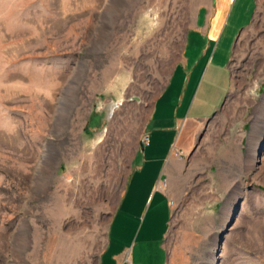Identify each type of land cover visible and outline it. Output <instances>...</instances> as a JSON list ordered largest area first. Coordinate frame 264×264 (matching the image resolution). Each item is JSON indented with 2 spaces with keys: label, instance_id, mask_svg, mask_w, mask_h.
Listing matches in <instances>:
<instances>
[{
  "label": "rangeland",
  "instance_id": "obj_1",
  "mask_svg": "<svg viewBox=\"0 0 264 264\" xmlns=\"http://www.w3.org/2000/svg\"><path fill=\"white\" fill-rule=\"evenodd\" d=\"M256 1L236 4L244 30L224 107L188 129L187 154L159 178L174 208L169 264H264ZM212 4L0 0V264L100 263L155 101Z\"/></svg>",
  "mask_w": 264,
  "mask_h": 264
},
{
  "label": "crops",
  "instance_id": "obj_2",
  "mask_svg": "<svg viewBox=\"0 0 264 264\" xmlns=\"http://www.w3.org/2000/svg\"><path fill=\"white\" fill-rule=\"evenodd\" d=\"M238 1L213 0L186 32L181 64L155 101L145 127L150 143L137 150L99 264L170 263L174 208L169 184L159 178L172 173L177 153L187 154L188 129L212 121L233 88L232 56L244 30L242 15L234 17Z\"/></svg>",
  "mask_w": 264,
  "mask_h": 264
},
{
  "label": "built area",
  "instance_id": "obj_3",
  "mask_svg": "<svg viewBox=\"0 0 264 264\" xmlns=\"http://www.w3.org/2000/svg\"><path fill=\"white\" fill-rule=\"evenodd\" d=\"M150 141V134H146L145 136H142L141 142H143L145 145H149Z\"/></svg>",
  "mask_w": 264,
  "mask_h": 264
},
{
  "label": "bare ground",
  "instance_id": "obj_4",
  "mask_svg": "<svg viewBox=\"0 0 264 264\" xmlns=\"http://www.w3.org/2000/svg\"><path fill=\"white\" fill-rule=\"evenodd\" d=\"M257 151V150H256ZM255 161H256V157L254 158V163H255ZM253 163V162H252ZM253 166V165H252ZM255 167H256V163L254 164V166L253 167H251L252 168V170H254L255 169Z\"/></svg>",
  "mask_w": 264,
  "mask_h": 264
}]
</instances>
